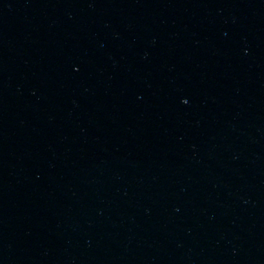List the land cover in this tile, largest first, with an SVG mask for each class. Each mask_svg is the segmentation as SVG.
I'll list each match as a JSON object with an SVG mask.
<instances>
[{"label":"water","instance_id":"95a60500","mask_svg":"<svg viewBox=\"0 0 264 264\" xmlns=\"http://www.w3.org/2000/svg\"><path fill=\"white\" fill-rule=\"evenodd\" d=\"M0 264H264V0H0Z\"/></svg>","mask_w":264,"mask_h":264}]
</instances>
